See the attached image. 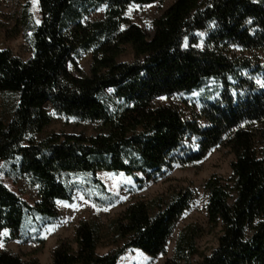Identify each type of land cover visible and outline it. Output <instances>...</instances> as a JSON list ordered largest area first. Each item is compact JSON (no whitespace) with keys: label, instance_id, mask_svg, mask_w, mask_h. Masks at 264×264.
<instances>
[{"label":"trees","instance_id":"1","mask_svg":"<svg viewBox=\"0 0 264 264\" xmlns=\"http://www.w3.org/2000/svg\"><path fill=\"white\" fill-rule=\"evenodd\" d=\"M155 1L37 0L38 24L23 11L31 56L0 49V92L17 96L8 122L0 120V161L16 159L39 200L27 204L0 181V241L22 238L28 217L59 219L53 201L71 200L65 176L120 171L152 178L223 147L234 155L230 177L204 182L217 246L197 264H264V0H174L147 35L129 10ZM124 45L132 47V62L117 61ZM89 53L85 73L77 60ZM158 97L170 102L157 104ZM55 114L94 131L41 136ZM93 183L105 191L98 178ZM169 200L155 211L131 203L105 232L78 222L72 239L52 248L49 264H118L130 247L156 258L193 191L180 188ZM35 226L39 233L43 223ZM202 230L179 229L163 264L187 263ZM103 241L121 245L100 254ZM0 264L40 263L2 248Z\"/></svg>","mask_w":264,"mask_h":264},{"label":"rangeland","instance_id":"2","mask_svg":"<svg viewBox=\"0 0 264 264\" xmlns=\"http://www.w3.org/2000/svg\"><path fill=\"white\" fill-rule=\"evenodd\" d=\"M173 1L159 0L147 5H135L129 10L131 21L150 35L152 20ZM26 9L30 15L27 21L31 24H38L41 19L37 0H0V49L9 51L23 60L31 56L28 44L31 30L27 25H23L21 18ZM101 13L102 11L99 10L92 17H100ZM124 47L125 50L117 57V61L132 62L134 59L132 47L129 45H124ZM90 58L89 53L77 60L80 69L85 73L89 70ZM16 102L17 96L14 93L0 92V120L2 122H8ZM155 102L167 104L170 100L158 97ZM178 105L182 107L179 103ZM93 131L94 125L88 122L55 114L41 136L60 132L68 134L83 132L91 135ZM233 158V153L227 148L216 147L199 162L185 167L174 165L168 173L152 178H146L141 172L127 174L120 171H100L93 177L84 173L65 176L64 182L71 191V200L55 199L53 201L59 213V219L45 222V219L37 216L28 217L21 231L22 238L0 241L2 245L0 249L6 248L23 257L32 255L38 259L40 264H49L52 248L60 240L72 239L78 222L82 220L95 222L105 232L109 221L117 213L123 211L127 205L143 201L149 203L155 211L159 205L170 201V197L180 188L190 187L193 191V202L177 221L165 245V251L156 258H151L144 252L130 247L119 256L117 263L163 264L164 260L171 256L174 238L179 229L187 224H193L203 229L201 234L195 238L197 253L190 256L187 263L181 262L180 264H197L203 255L209 254L217 246L219 234L218 227L211 229L207 223L205 211L207 193L204 182L213 175L227 180L231 174L230 163ZM94 178H98L103 184L104 192L93 183ZM0 181L27 204L33 205L39 200L34 183L18 171L16 159L0 161ZM35 221L43 223L39 233L36 231ZM104 242L106 241L97 246V252L100 254L115 250L121 245V243L106 244Z\"/></svg>","mask_w":264,"mask_h":264},{"label":"snow or ice","instance_id":"3","mask_svg":"<svg viewBox=\"0 0 264 264\" xmlns=\"http://www.w3.org/2000/svg\"><path fill=\"white\" fill-rule=\"evenodd\" d=\"M201 35H202V34H201ZM105 210H106V209H105ZM50 230H51V229H50ZM4 232L6 233V232H7V230L5 229V230H4ZM0 246H2V245H0Z\"/></svg>","mask_w":264,"mask_h":264}]
</instances>
